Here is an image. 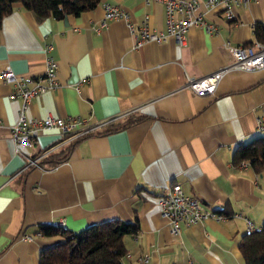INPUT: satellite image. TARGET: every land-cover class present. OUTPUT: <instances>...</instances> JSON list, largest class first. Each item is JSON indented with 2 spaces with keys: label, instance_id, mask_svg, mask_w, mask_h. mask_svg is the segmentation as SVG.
<instances>
[{
  "label": "crops",
  "instance_id": "0c3cea01",
  "mask_svg": "<svg viewBox=\"0 0 264 264\" xmlns=\"http://www.w3.org/2000/svg\"><path fill=\"white\" fill-rule=\"evenodd\" d=\"M102 1L67 20L38 18L17 1L2 20L0 68L11 64L18 74L37 75L47 54L57 61L60 84L31 98L29 117L79 115L104 124L64 142L68 155L57 164L22 169L25 147L11 137L21 98L11 96L12 84L0 73V264H39L41 249L60 239L43 235L39 223L62 220L80 229L114 217L140 222L124 236L125 264H246L240 249L249 230L245 216L255 228L264 221V162L260 169L249 160L242 165L234 152L264 136L256 121L264 114V67L227 72L212 94L184 85L188 74L205 75L229 61L227 43L259 39L264 0L233 4V18L221 6L208 9L216 30L190 28L185 49L173 36L135 45L129 21L138 30L148 15L153 28L166 29L162 2L106 0L125 7L130 18L96 28ZM112 123L121 126L96 132ZM59 138L57 128H44L32 148ZM175 182L224 217L183 223L175 235L159 203Z\"/></svg>",
  "mask_w": 264,
  "mask_h": 264
},
{
  "label": "built area",
  "instance_id": "2783aa9c",
  "mask_svg": "<svg viewBox=\"0 0 264 264\" xmlns=\"http://www.w3.org/2000/svg\"><path fill=\"white\" fill-rule=\"evenodd\" d=\"M147 2L151 0H146ZM165 6L166 29L153 28L146 16L144 22L136 29L134 23L129 21L130 28L136 36V46H140L148 40L163 41L173 36L178 45L185 49L189 47L188 31L194 26H200L209 32L216 30L214 22L210 21L206 14L207 10L214 6H221L227 18H233L235 13L232 10L233 4H248L252 0H156ZM103 15L98 20L96 28L108 24L110 19L123 17L130 18V12L120 4L111 1H102ZM51 43H47L48 50ZM231 53V59L216 70L201 76L188 74L185 87L197 94H212L215 92L222 77L234 69H258L264 67V41L255 39L248 43H227ZM0 73L4 81L12 84L11 96L21 98L19 115L17 121L11 126V137L25 147V160L22 169L36 166L43 168L45 165L41 159L50 151L58 149L68 140H73L99 125L89 124L87 120L79 115L55 116L47 114L44 117L30 118L27 112L29 101L48 88L56 87L60 84L57 76V61L51 55L45 56L44 69L37 75L18 74L11 64H6L0 68ZM258 127H264V114L257 117ZM54 127L60 132V138L50 146L37 152L33 150V140L36 133L44 128ZM246 161H242L245 165ZM159 203L162 213L168 217L170 227L175 235H180L182 224H192L201 220L214 217L222 219L224 214L203 206L199 199L184 191L179 182L172 183L160 193ZM235 212V215H241ZM248 229H255L254 222L245 216ZM63 221L57 224H62ZM31 239V235H26ZM143 262L148 261V256H141Z\"/></svg>",
  "mask_w": 264,
  "mask_h": 264
},
{
  "label": "trees",
  "instance_id": "16d2710c",
  "mask_svg": "<svg viewBox=\"0 0 264 264\" xmlns=\"http://www.w3.org/2000/svg\"><path fill=\"white\" fill-rule=\"evenodd\" d=\"M17 1L22 2L38 18L48 15L56 18H62L67 14L77 15L100 2V0H0V29L4 16L13 10ZM255 31L257 37L264 40L263 22L256 23ZM120 126L119 123H112L96 132H110ZM69 144L48 152L41 162L45 167H49L64 160L68 155ZM242 160H249L256 169L262 167L263 135L237 146L234 161ZM38 229L43 235L60 236L56 243L41 249L39 264H125L123 258L128 247L124 236L128 233H136L140 229V222L138 218L126 220L114 217L90 223L80 229H71L49 222L39 223ZM240 249L246 264H264V221L260 227L248 230L243 235Z\"/></svg>",
  "mask_w": 264,
  "mask_h": 264
},
{
  "label": "water",
  "instance_id": "95a60500",
  "mask_svg": "<svg viewBox=\"0 0 264 264\" xmlns=\"http://www.w3.org/2000/svg\"><path fill=\"white\" fill-rule=\"evenodd\" d=\"M64 20H67V15L64 16Z\"/></svg>",
  "mask_w": 264,
  "mask_h": 264
}]
</instances>
